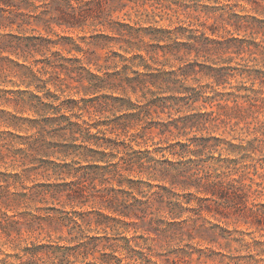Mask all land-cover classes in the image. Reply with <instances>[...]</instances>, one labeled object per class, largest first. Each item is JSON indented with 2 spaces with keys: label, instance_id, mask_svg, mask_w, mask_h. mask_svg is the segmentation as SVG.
<instances>
[{
  "label": "rangeland",
  "instance_id": "1",
  "mask_svg": "<svg viewBox=\"0 0 264 264\" xmlns=\"http://www.w3.org/2000/svg\"><path fill=\"white\" fill-rule=\"evenodd\" d=\"M35 5L0 4V264H264V0Z\"/></svg>",
  "mask_w": 264,
  "mask_h": 264
},
{
  "label": "trees",
  "instance_id": "2",
  "mask_svg": "<svg viewBox=\"0 0 264 264\" xmlns=\"http://www.w3.org/2000/svg\"><path fill=\"white\" fill-rule=\"evenodd\" d=\"M37 0H20V2H18L17 0H0V4H3V6L5 7H2V8H5V9H11L12 6H17L19 9H23V8H29V7H33V6H37L38 5H35V2ZM38 1H43V0H38ZM46 1H57V0H46ZM23 4V5H21ZM21 5V6H20ZM13 10V9H11ZM76 13H69L67 14V16H60L58 19V23L60 24H63V23H66V24H69V25H77V24H80L82 23V20L77 17L75 15ZM8 47L7 46H0V54L6 50ZM18 48H22V43L21 42H18L16 44V49ZM8 59L9 57L6 56ZM24 66V64H23ZM261 83L264 85V78L261 80ZM130 84L131 85H137L133 82V79H131L130 81ZM134 90H136V86L133 88ZM146 90L145 91H148V88H145ZM119 100L122 101V103L126 106V109L129 110V114L131 116H135L137 114V107L135 105V103H133L131 100L127 99V98H123V97H119ZM1 101V100H0ZM12 114V113H11ZM63 117H67L66 115H64ZM79 117V116H78ZM55 118H49V120H54ZM87 122V121H85ZM88 123V122H87ZM13 122L10 121L9 122V125H12ZM104 125L103 122L101 123H96V124H92V123H89V126L83 128L79 123L75 122V128H71L73 132H77V131H80L83 133L84 137H85V140L84 141H90V142H93L94 144L98 145V147H105V148H109L110 147V142H103V140H99L100 138L103 139V136H100L99 137H95L97 136L96 134L101 131L100 129H98V131L96 132H93L91 130L92 126L94 127H99V126H102ZM79 127V128H78ZM81 127V129H80ZM79 129V130H78ZM92 151H95L97 153H100L102 155V158L100 159H97L96 161L98 160H101L103 159V154L106 153V151H103V150H99V149H93V148H90ZM206 191H209V193H211V196H208V198H212V197H217V198H225V199H228V197L230 199H228V205H231V202H240V203H244L246 204L245 202V199H243V194H246V192L244 191L243 189V186H236V187H231L229 186L228 183H226L224 180H221L219 182H217L215 185H208L207 186V190ZM229 194V195H228ZM173 202L175 200H172ZM256 205H259V207L256 209V210H253L252 211V215H255L258 220H264V203H260V204H256ZM183 208V207H182ZM115 211H118L124 215H128L129 213V210H127V208H113ZM184 209H187V208H184ZM34 251V250H32Z\"/></svg>",
  "mask_w": 264,
  "mask_h": 264
},
{
  "label": "clouds",
  "instance_id": "3",
  "mask_svg": "<svg viewBox=\"0 0 264 264\" xmlns=\"http://www.w3.org/2000/svg\"><path fill=\"white\" fill-rule=\"evenodd\" d=\"M241 3H244V0H240Z\"/></svg>",
  "mask_w": 264,
  "mask_h": 264
}]
</instances>
